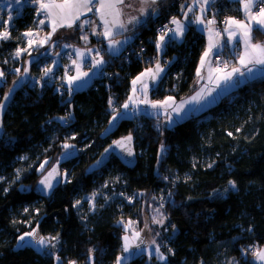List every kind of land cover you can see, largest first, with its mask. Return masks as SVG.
Returning a JSON list of instances; mask_svg holds the SVG:
<instances>
[{
    "label": "trees",
    "instance_id": "obj_1",
    "mask_svg": "<svg viewBox=\"0 0 264 264\" xmlns=\"http://www.w3.org/2000/svg\"><path fill=\"white\" fill-rule=\"evenodd\" d=\"M189 2L161 0L155 15L130 31L133 41L116 55L102 50L104 40L92 34L84 39L77 27L72 37L54 38L11 61L8 53L18 47L19 34L34 26L36 8L25 6L15 19L12 38L0 42V69L7 76L0 85V104L27 59L53 41L55 51L65 43L98 46L107 64L85 90L70 92L59 78L41 90L26 85L8 109L0 139V264H116L126 233L122 221L141 223L150 199L160 195L169 213L154 235L166 261L142 253L124 264H252L253 253L264 246V76L171 128L161 118L138 115L105 132L112 106L126 101L132 79L158 58L156 25L181 16ZM210 15L239 17L240 11L235 3L218 0ZM253 33V40L264 44V31ZM205 48V36L192 24L182 43L170 41L162 61L172 62L151 99L180 101L193 95ZM235 58H229V67L236 65ZM44 61L49 63V57L38 63ZM129 134L135 137V167L113 156L102 170L87 174L105 147ZM65 145L77 153L61 160ZM54 168L51 177H61V183L46 193L40 181ZM104 184L109 198L96 199L93 210L87 199L85 211L74 205L75 199L92 198ZM118 194L135 199L130 203ZM34 230L55 238L53 251L19 245L20 236Z\"/></svg>",
    "mask_w": 264,
    "mask_h": 264
},
{
    "label": "crops",
    "instance_id": "obj_2",
    "mask_svg": "<svg viewBox=\"0 0 264 264\" xmlns=\"http://www.w3.org/2000/svg\"><path fill=\"white\" fill-rule=\"evenodd\" d=\"M160 1L161 0H156V2L153 3L152 0H124V4L118 5V8L122 10L121 15L118 17L114 15H107L110 10L104 9L103 11L106 14V20L112 33V35L107 38L102 34L105 31V27L104 22L100 19V13H97L96 11V7H98L96 0H93V4L90 5L92 11L81 15L80 20L75 21L73 27L71 28L66 26L59 27L57 24L58 18L49 19L43 13L39 16L41 20H44L43 26H47L49 29L48 32L43 31L45 33V37L47 38L46 41H51L57 37H72L77 25H81V21L83 20H88L90 23L83 24L81 26V36L88 38V35L92 34L93 36L104 40L105 47L102 50L109 54L116 55L133 41L134 34L130 33V31L144 23L150 16L155 15L156 11L154 9ZM217 1L218 0H190L183 14L172 19V28L169 33L161 36L163 37V40H161V37H158L156 41V47L159 45V47H157V60L152 64V66L144 69L132 79L128 98L121 104L118 111L110 118L105 132H109L114 129L121 119H130L138 115L161 118L166 126L171 128L175 124L184 121L192 115H199L208 110L217 104L224 95H227L239 86H242L247 81L264 76V65L249 64L248 67L253 68V71L250 73L240 64V57L245 55V41L248 40V36L245 35V29L239 27L237 24L227 23L228 21H240L242 24H247L248 27L252 29L251 43L264 45L253 40V31L254 29H258V26H256L255 22L251 21L245 13L244 4L246 0H229L237 5V8L240 11V16L225 17L222 18L224 19L222 22H220L221 19L217 16L210 15V11L214 9V4ZM57 2H60V0H57ZM252 12H256V7H253ZM130 20L132 21L131 23H129ZM173 20L177 21V23H173ZM113 22H115V25L123 23L125 27L120 28L118 26H113ZM54 24L57 25L55 32H53ZM189 24H192L206 38V48L200 59L196 72L199 81H201L198 89L193 95L180 101L173 97H167L162 101H153L151 99L152 88L165 76L172 62L171 60L167 62L162 61V56L167 49L168 43L170 41L182 43L185 39V34ZM218 26H221L222 31L219 35H216L215 29ZM87 29L89 31L88 33L86 32ZM260 30L264 31V29ZM62 45L66 46V51L64 53L69 52L74 54V59H77L78 55L80 56L82 49H92V51H83L82 55L86 66H89L91 69L90 75L86 77L85 85L89 84L90 86L95 78L102 75L103 69L107 64V59L103 55V51L100 47L93 46L84 48L68 43ZM110 45L112 46L110 47ZM206 52L208 55L205 57L204 54ZM229 53H233L234 56L237 55V58H235V66L229 67L227 64L228 62L220 65L218 61L215 60L216 55ZM63 54V60L66 61L70 67L69 72L74 74L77 64L73 63L74 59L67 61ZM202 59L204 61L203 64L201 63ZM232 59L229 61H232ZM100 61H103V63H99ZM157 66H159V68ZM234 67L240 68V70L245 74L243 76H240L238 73L233 74L232 79L225 82V74L231 73ZM48 70L49 69L46 70L44 78L56 76L57 79H60V82L64 85V87L68 85V82L66 81V71L61 66L56 69V73L48 72ZM133 81H135V83H133ZM125 104L128 105L127 108L123 107ZM153 104L158 106L153 107ZM126 261H128L127 258H124L119 261V264H124ZM116 264H118V261Z\"/></svg>",
    "mask_w": 264,
    "mask_h": 264
},
{
    "label": "rangeland",
    "instance_id": "obj_3",
    "mask_svg": "<svg viewBox=\"0 0 264 264\" xmlns=\"http://www.w3.org/2000/svg\"><path fill=\"white\" fill-rule=\"evenodd\" d=\"M25 6H32V7L34 6L36 8L34 12L35 14L34 26L29 30L19 34L20 36L17 38L19 44L18 47L15 50L8 53V57L11 61H16L20 59L24 54L31 53L34 50H36L37 48H39L40 45L43 44L41 47H44L50 42V41H46L47 38L45 37V33L43 32L44 31L43 24L39 23V21L41 20L40 16L36 15V12L38 10L37 5L27 2H22V4L17 5L15 3V0L0 1V32L7 31L9 33V38L0 39V42L8 41L12 38L14 21L18 16L21 15L22 10ZM17 12H19V14H17ZM9 17H11V19ZM26 32L31 33V35L25 36L24 33ZM65 51H66V46L62 45L55 52L53 51L52 52L53 54H51V56H48L49 57V63H48L49 68L47 67V69H49L48 72L56 73V69L61 66L66 71V81L68 82V85L66 87L68 91L73 92V90L74 91L85 90L84 88L89 86V84L85 85L86 84L85 80L86 77L90 75L91 69L89 68V66H86L82 55H83V51H92V49L91 48L82 49V51L80 52V56L78 55L77 59L73 60V63L77 64L76 69L75 70L73 69L74 74L69 72L70 67L68 63L64 61L62 58V54ZM18 52L19 54L17 55ZM0 73H3L1 69H0ZM45 73L46 71L44 72L43 76L45 75ZM51 77L55 78L56 76H51ZM77 77L79 78L74 79ZM6 79L7 76L3 73V77H0V85L3 84ZM70 81L72 82L70 83ZM118 109L115 111V113L118 111ZM76 153H77V149L75 147L69 146L67 147L65 153L60 157V159L64 160ZM105 187L106 184L98 188L92 198L82 197L81 199H75L74 205L76 207L81 206L82 211H85V209H83L84 208L83 203H85L84 200L87 199L88 200L87 207H90L93 210L95 208L96 199L100 197H102L103 199L109 198L108 197L109 193L107 192V190L103 191ZM118 195H120L122 199H126L130 203H133V200L135 199L133 194H129V195L118 194ZM150 200L151 201L148 203V206H146L145 213L142 215L141 223L137 221V219H129L122 221V225L123 228L126 230V233L123 236V241H122L123 252L119 257V261L123 260L124 258H127V260H129L131 258L139 256L142 253H145L148 256L155 255L156 258L161 262L166 261V257L160 252V249H159V253L156 252V249L157 247L159 248V245L154 235V231L156 233H160V227L162 228L166 225L168 210L165 207V199H163L162 195L158 196L156 199L153 198ZM32 232H35V237L25 236V241L19 240L20 246L32 245L40 251H47V252L53 251L54 247L56 246V240L43 237L46 243L45 245H40L38 243V240L42 236H40L36 230ZM125 237H127V245H128L127 252L124 251ZM111 240L112 238H110V241ZM52 245H54V247ZM160 254L164 256V259L160 258Z\"/></svg>",
    "mask_w": 264,
    "mask_h": 264
},
{
    "label": "snow or ice",
    "instance_id": "obj_4",
    "mask_svg": "<svg viewBox=\"0 0 264 264\" xmlns=\"http://www.w3.org/2000/svg\"><path fill=\"white\" fill-rule=\"evenodd\" d=\"M22 2L27 3H33L38 6V10L36 12V15L39 16L41 13L46 15L49 19L58 18L57 24L59 27H73L75 21L80 20L81 15H84L86 12L92 11V8L90 5L93 4V0H60V2H57V0H15V3L17 5L22 4ZM153 3L156 2V0H152ZM96 3L98 4V7H96L97 13H100V19L102 22H104L105 31L102 33L106 38L110 37L112 35L109 24L106 20V14L103 11L104 9H109L110 11L107 13V15H114L116 17L120 16L122 13V10L118 8V5L124 4V0H96ZM264 0H246L244 4L245 13L250 18L251 21L255 22V25L258 26V30L264 29ZM253 7H256L258 10L253 13L252 9ZM19 14V12H17ZM11 19V17H9ZM132 21L130 20L129 23ZM40 24L44 23V20L39 21ZM90 21L83 20L81 21V25H77V27H81L83 24H88ZM173 23H177V21L173 20ZM227 23H235L239 27L245 29V35L248 36V40L245 41L246 44V51L245 55L240 57V64L247 69L248 72H252L253 68L248 67L249 64H256V65H264V45L261 44H252L251 43V31L252 29L248 27L247 24H242L240 21H228ZM56 24L53 25V32L56 31ZM113 26H118L120 28H124L125 25L123 23H120L119 25H115V22H113ZM179 27V25H178ZM25 36L31 35V33L26 32L24 33ZM9 38V33L7 31L0 32V39H7ZM84 39H87V37H83ZM161 40H163V37H161ZM31 43V42H29ZM112 45H110L111 47ZM159 47V45H157ZM19 52L17 53V55ZM205 57L208 55L206 52ZM203 59L201 60V63L203 64ZM99 63H103V61H100ZM159 68V66H157ZM238 73L240 76H243L245 73L240 70V68L234 67L232 69L231 73H227L224 76L225 82L230 81L232 79V75ZM86 75V74H85ZM199 75V71H198ZM0 77H3V73H0ZM74 78V79H78ZM139 79V78H138ZM72 81H70L71 83ZM135 83V81H133ZM9 97L8 95H5L4 99L7 100ZM170 99V98H169ZM111 103V102H110ZM158 105L153 104V107H157ZM163 106V105H160ZM4 105L0 104V108H3ZM124 108H127L128 105L125 104L123 106ZM115 119V117H114ZM228 135H232V133H228ZM128 140H131V137H127ZM119 144V142H117ZM69 147V145H65V148ZM211 167V165H209ZM56 169L54 168L52 172H49L48 177H51L53 172H55ZM48 177H46L44 180H41V184H45L46 187H52L50 183H47ZM229 184L234 189L236 187L235 183L233 181H229ZM25 236H31L35 237V232L27 233L25 235H21L19 240L25 241ZM55 239V238H51ZM125 239V245H124V251H128V245H127V237ZM38 243L40 245H45L46 241L43 237H41L38 240ZM50 243V240H49ZM54 247V245H52ZM156 252L159 253V248L157 247ZM257 261L264 262V249L258 250L253 253ZM160 258L164 259V256L160 254ZM57 260H59V257H57ZM71 264H74V262H71ZM118 264H119V258H118Z\"/></svg>",
    "mask_w": 264,
    "mask_h": 264
},
{
    "label": "water",
    "instance_id": "obj_5",
    "mask_svg": "<svg viewBox=\"0 0 264 264\" xmlns=\"http://www.w3.org/2000/svg\"><path fill=\"white\" fill-rule=\"evenodd\" d=\"M56 47L57 41H53L40 54L30 56L25 63V67L22 74L12 85L9 91L5 94L8 95L9 98L5 100V96L3 97L1 104H3L4 107L0 108V139L4 133V119L6 113L12 105L13 101L15 100L17 93L28 84L32 67L39 61L50 56L52 52L55 51ZM200 82L201 81H199V84ZM129 136L131 137V140L127 139V137ZM117 142H119V144ZM113 156L116 157L123 166L127 168L135 167L137 163V153L135 146V137L133 134L120 137L117 140L113 141L111 144H109L107 147H105V149L97 157V159L87 168V174H93L102 170L111 161V158ZM47 183H50L52 187L49 188L46 187L45 184H43V189L44 192L50 193L56 188V186L60 185L61 177H49ZM261 249H264V246L261 247L259 250ZM251 262L252 264H264V262L257 261L255 256L252 257Z\"/></svg>",
    "mask_w": 264,
    "mask_h": 264
},
{
    "label": "built area",
    "instance_id": "obj_6",
    "mask_svg": "<svg viewBox=\"0 0 264 264\" xmlns=\"http://www.w3.org/2000/svg\"><path fill=\"white\" fill-rule=\"evenodd\" d=\"M260 6H264V5H260ZM258 9L256 8V11ZM224 19H221L220 22H222ZM172 26H171V21L169 22H162V23H158L155 27L156 30V34L158 37L164 36L166 34L169 33V31L171 30ZM222 31L221 26H218L215 29V34L219 35ZM144 46L140 47V52L143 53L144 52ZM233 55V53H229V54H223V55H216L215 56V60L218 61V63L220 65H222L223 63H227L229 62V58ZM51 56V55H50ZM64 58L67 61H71L75 58V55L69 52H66L63 54ZM48 67V62L44 61V62H40L37 64V72L33 73L30 75V78L28 80V86L31 87L32 89H38L41 90L42 88H44L45 85H56V77H50V78H44L43 74L46 71ZM112 111L113 114L115 113V111L118 109L115 106H112ZM112 114V116H113ZM67 264H71V262H68Z\"/></svg>",
    "mask_w": 264,
    "mask_h": 264
}]
</instances>
